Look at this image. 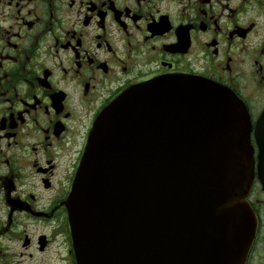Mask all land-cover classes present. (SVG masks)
<instances>
[{
  "label": "flooded vegetation",
  "instance_id": "obj_1",
  "mask_svg": "<svg viewBox=\"0 0 264 264\" xmlns=\"http://www.w3.org/2000/svg\"><path fill=\"white\" fill-rule=\"evenodd\" d=\"M169 76L222 86L264 125V0H0V264H76L65 202L92 124ZM247 203L245 264H264L258 178Z\"/></svg>",
  "mask_w": 264,
  "mask_h": 264
},
{
  "label": "water",
  "instance_id": "obj_2",
  "mask_svg": "<svg viewBox=\"0 0 264 264\" xmlns=\"http://www.w3.org/2000/svg\"><path fill=\"white\" fill-rule=\"evenodd\" d=\"M249 135L220 87L159 78L125 92L96 118L66 202L76 264H243Z\"/></svg>",
  "mask_w": 264,
  "mask_h": 264
}]
</instances>
